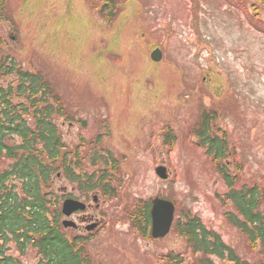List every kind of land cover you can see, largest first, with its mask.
I'll list each match as a JSON object with an SVG mask.
<instances>
[{"label":"rangeland","instance_id":"obj_1","mask_svg":"<svg viewBox=\"0 0 264 264\" xmlns=\"http://www.w3.org/2000/svg\"><path fill=\"white\" fill-rule=\"evenodd\" d=\"M102 2L1 0L0 52L45 75L69 114L57 119L67 149L79 152L83 172L111 171L118 191L83 192L60 177V209L62 196L87 204L65 232L86 235L100 223L86 244L94 264H169L170 252L190 256L175 227L181 212L190 213L259 263V247L228 222L234 208L222 199L227 186L192 129L201 108L218 102V125L236 145L241 181L264 185V0H116L110 23ZM156 47L159 62L151 59ZM94 153L105 160L93 165ZM158 166L167 167L168 179L159 178ZM155 197L177 206L160 239L145 237L129 216ZM22 260L43 264L34 252Z\"/></svg>","mask_w":264,"mask_h":264},{"label":"trees","instance_id":"obj_2","mask_svg":"<svg viewBox=\"0 0 264 264\" xmlns=\"http://www.w3.org/2000/svg\"><path fill=\"white\" fill-rule=\"evenodd\" d=\"M119 8L116 0H103L100 12L108 13L105 18L110 23ZM3 20L0 0V29ZM216 103L201 108L192 135L227 186L222 199L234 208L226 212L228 222L259 247L262 258L257 264H264V185L241 181L237 148L219 128L222 108ZM58 118L69 119V114L45 75L23 69L13 56L0 52V264H24L22 259L29 252L36 253L43 264H94L86 251L88 238L65 232L61 197L54 184L61 177L83 192L99 187L103 196L116 197L118 191L111 188L113 174L107 168L83 172L79 152L74 154L63 141ZM167 136V145L173 147L171 128ZM101 159L105 157L94 153L93 165ZM149 209V202L138 203L129 215L145 237L151 236ZM181 214L175 227L190 256L170 252L169 264H252L199 217Z\"/></svg>","mask_w":264,"mask_h":264},{"label":"water","instance_id":"obj_3","mask_svg":"<svg viewBox=\"0 0 264 264\" xmlns=\"http://www.w3.org/2000/svg\"><path fill=\"white\" fill-rule=\"evenodd\" d=\"M163 58L162 50L157 47L151 52V59L159 62ZM156 174L161 179H168L169 172L166 166H158L156 168ZM93 200H97V196L93 197ZM87 205L77 199L67 198L63 201L62 213L67 217L71 216L74 212L79 210H85ZM176 206L175 203L169 199L155 197L151 201L150 216H151V234L155 239L164 238L171 231L172 225L175 220ZM63 226L66 228L77 227L76 223L70 219H64L62 221ZM99 223L92 224L87 227V230H94Z\"/></svg>","mask_w":264,"mask_h":264}]
</instances>
